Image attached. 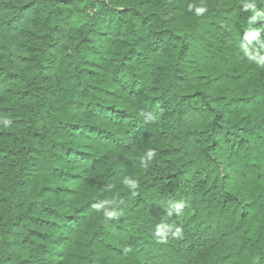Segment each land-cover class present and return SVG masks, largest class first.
<instances>
[{
	"label": "trees",
	"instance_id": "obj_1",
	"mask_svg": "<svg viewBox=\"0 0 264 264\" xmlns=\"http://www.w3.org/2000/svg\"><path fill=\"white\" fill-rule=\"evenodd\" d=\"M241 3L0 0V264H264V67L239 47L264 21Z\"/></svg>",
	"mask_w": 264,
	"mask_h": 264
},
{
	"label": "clouds",
	"instance_id": "obj_2",
	"mask_svg": "<svg viewBox=\"0 0 264 264\" xmlns=\"http://www.w3.org/2000/svg\"><path fill=\"white\" fill-rule=\"evenodd\" d=\"M241 6L243 10L250 11L251 15L248 18V23L253 24L258 20L264 21V11L257 9L256 0H242ZM189 10L194 12V15L202 16L207 9L203 6H189ZM240 50L244 57L253 62L257 66L264 67V30L256 28H248L243 32V39L240 41ZM155 153L149 151L142 158L141 163L145 166L153 160ZM124 184L129 189H135L138 186V181L133 178L124 180ZM113 200H105L102 203L96 204L95 209L102 211L106 219H114L118 216V212L112 207ZM185 204L183 201L173 202L167 207L169 215L173 213L179 214L183 211ZM153 235L158 242H166L169 238H180L182 236V228L180 226L170 225L167 223L157 224L153 230Z\"/></svg>",
	"mask_w": 264,
	"mask_h": 264
}]
</instances>
